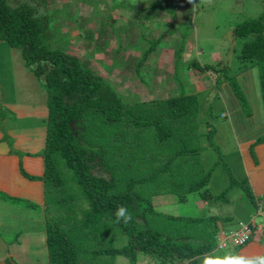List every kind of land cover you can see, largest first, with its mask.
Masks as SVG:
<instances>
[{"label":"rangeland","instance_id":"374dc122","mask_svg":"<svg viewBox=\"0 0 264 264\" xmlns=\"http://www.w3.org/2000/svg\"><path fill=\"white\" fill-rule=\"evenodd\" d=\"M169 1L184 2V6L181 4L171 13L165 10V4ZM25 2L35 6L37 13L48 16V40L51 46L77 56L84 65L102 75L116 87L121 99L132 111L140 106V110L145 111L150 107L148 103L152 99L162 101L181 91L173 77V53L174 47L181 40L180 35L184 33L186 39L182 61L177 70L178 80L186 92L196 94L201 110L199 117L210 119L212 133L209 139L214 143L213 149L208 146L209 142L207 145L205 138L199 144L203 147L200 152V168L207 171L215 165L204 188L217 195L228 187L230 179H235L240 185L245 182L253 194L245 170L253 162L256 149L264 148V140L252 141L249 146L245 139L264 135V81L261 85L256 67L245 71L242 69L244 61L242 63L238 56L241 40L234 36L233 28L245 20L264 14V0H8L11 7ZM156 3L163 4L162 9ZM173 25L174 35H163L156 50L146 58L139 72L134 71V74L131 71L134 70L133 64L129 66L131 63L128 62L132 60V63H137L135 59L140 57L148 42ZM116 49H120V52L115 53ZM193 57L201 59L204 64L211 65L220 61L221 66L226 65L228 76L233 79L228 81L231 88L225 89L228 87L226 84L219 87L215 85L212 72H194L193 75L187 67V62ZM232 90L239 92L237 100ZM229 98L238 103L237 112H232ZM46 105L47 93L42 87V81L24 65L20 50L0 42V127L10 121L16 128L26 125L31 132L25 138L23 149L20 146L16 151L12 148V141H6L11 151L17 152L18 156L25 152L43 154L44 141H40L42 135L37 134V131L41 130V120L46 117ZM153 108L158 113L159 107L155 105ZM209 110L210 117L207 116ZM204 125L202 123V131ZM128 135L125 133L122 141L133 143L134 139ZM261 156L264 159V149ZM123 158V164L116 169V172H120L117 174L122 176L124 173L127 179L136 177L138 173L134 169L133 172L131 169L126 170L132 168L134 157L129 159V163L125 162L126 157ZM143 158L145 155L139 159L141 167L144 166ZM56 165L62 183L56 186L43 185V204L37 203V206L30 207L28 205L35 201L26 197L17 202L12 200L8 204L0 202V213L7 215L0 222L3 242L10 243L19 230L41 229L43 224L40 218L47 216L49 220L58 223L60 230L75 246L77 264H130L121 256L93 254L97 249L125 245L127 236L120 231L111 233L107 227L82 230L79 222L83 216L82 208L86 206L83 192L59 157ZM263 166L264 162L258 163V167ZM198 177L194 176L195 179ZM22 180L28 181L26 178ZM154 187L156 193L153 194V202L156 210L163 214L213 218L207 224H202L204 228H200V235L203 239L200 241L197 238L195 242L210 243L214 248L201 256L196 264H203L205 258L222 261L224 264L233 261V254H237L239 248H229L232 243L226 241L227 229L235 227L239 220L248 219L244 209L253 212L248 194L247 197L233 183L228 189V200L225 203H207L199 198L198 192L188 191L184 193V201L180 202L173 192L168 193L167 188L159 185ZM204 188L199 190L202 192ZM254 199L256 203L257 197ZM225 218H229L230 222L225 224ZM261 221L257 216L256 222ZM196 226L199 227V224ZM185 229L190 230L184 224ZM81 232L83 235H79ZM223 239L222 247L219 245ZM156 261L153 257L139 255L136 264H156Z\"/></svg>","mask_w":264,"mask_h":264},{"label":"trees","instance_id":"16d2710c","mask_svg":"<svg viewBox=\"0 0 264 264\" xmlns=\"http://www.w3.org/2000/svg\"><path fill=\"white\" fill-rule=\"evenodd\" d=\"M179 4L178 1H169L165 4V10L172 13ZM44 14L37 13L36 7L29 2L11 7L8 0H0V42L20 50L24 65L42 81L47 93L42 154L44 172L38 179L43 180V185H61L62 179L56 170L59 157L83 192L86 206L82 208L79 227L82 230L107 227L111 233L120 231L127 236L125 245L97 249L94 255L121 256L130 264H136L139 255L153 257L157 260L156 264H196L201 256L214 248L210 243L195 242L197 238L200 241L203 239L200 235V228H204L202 224H207L213 218L163 214L156 210L153 202V194L156 193L154 186L167 188L168 193L173 192L180 202L184 201V193L188 191L198 192L199 198L207 203H225L228 189L234 183L242 193L249 195L248 199L253 205L256 203L245 182L240 185L235 179H230L232 184L229 183L217 195L204 188L215 165L207 171L200 168L203 147L199 144L205 138L207 145L209 142L208 146L213 149L214 143L209 139L212 133L210 119L199 117L201 110L196 94L186 92L178 80L177 70L186 39L184 33L180 35L181 40L173 53V77L181 91L162 101L152 99L145 111L140 110L141 106L132 111L123 102L116 87L102 75L84 65L77 56L51 46L48 40L49 19ZM173 27L148 42L140 57L135 59L137 63H132V60L128 62L131 63L129 66L133 64V73L139 72L163 35H174ZM263 32L264 14L233 28L234 36L241 40L238 56L242 63L244 61L242 69L245 71L256 67L261 85L264 81ZM119 52L120 49L115 50V53ZM220 63L204 64L201 59L193 57L187 62V67L193 75L194 72H212L215 85L226 84L228 87L225 89L231 88L228 81L233 79L228 76L226 65L221 66ZM233 94L237 100L239 92L235 90ZM155 105L159 107L158 113L153 108ZM210 115L209 110L207 116ZM202 123H205L203 131ZM123 132L129 134L134 142L122 141L125 136ZM142 155H145L143 167L139 165ZM123 157L127 158L125 162L128 163L134 157L132 168L126 170L133 172L134 169L138 173L136 177L127 179L124 173L122 176L117 174L120 172H116V169L123 164ZM21 172L28 179L37 178L22 169ZM195 175H199L198 179L194 178ZM202 188L201 192L199 189ZM36 204L30 203L28 206L35 207ZM117 205L129 210L132 219L127 224L116 221L114 209ZM228 219H224L225 224L230 222ZM184 224L190 230H184ZM198 224L199 227L196 226ZM43 228L48 264H77L75 246L60 230L58 223L45 216ZM79 235H83L82 232ZM242 246L245 245L238 247Z\"/></svg>","mask_w":264,"mask_h":264},{"label":"crops","instance_id":"0c3cea01","mask_svg":"<svg viewBox=\"0 0 264 264\" xmlns=\"http://www.w3.org/2000/svg\"><path fill=\"white\" fill-rule=\"evenodd\" d=\"M181 4L182 7L184 6V2H182L178 7H181ZM230 100V107L232 112H237L239 108L238 103L235 102V104L231 98ZM261 100L263 101V99ZM46 117L42 118L41 130L37 131V134L39 133L40 135H42L40 141L41 139H43L44 141V123ZM23 127L26 129V131ZM242 129H244V127ZM30 133L31 132L26 125H21L19 128H16L10 121L7 122L6 125L4 124L3 127L2 125L0 127V202L8 204L12 203V200H14V202H17L18 199L26 197V199L32 201L34 200L35 203L43 204L45 197L44 186L42 180L38 179V177H41L44 172L43 156L38 155L37 152L34 154L25 152L22 156H18L17 152L11 151L9 146L10 144L6 142L12 141V148L16 151L20 146H22L21 148L23 149V146L26 143L25 138L27 136H30ZM260 137L261 136L258 134V137H248L247 139H245V141H248V145L250 146L252 144V141L260 142L259 140L264 139V135H262L261 138ZM42 144L44 147V142H42ZM263 149L264 148L256 149L255 154H253V162L250 164V167H246L245 170L246 176L250 181L249 184H251L250 187L253 191V195L255 198L257 197L256 201H264V166L258 167V163L264 162V159L261 156ZM21 169L26 174L35 178L37 177V181H34L33 178V181H29L31 179H28L24 174H22ZM249 169L255 173L250 172ZM22 178H26L28 179V181L25 182L24 180H22ZM252 207L253 212H249L248 208L244 209L247 212L246 218L248 219L246 221L239 220L238 222H247L252 219L256 221V217L258 216L256 212L257 203L256 205L252 204ZM4 217L6 218L7 215L1 212L0 222L5 220ZM40 221L44 225V216L40 218ZM231 247L238 246H229V248ZM238 248L239 249L236 250L237 254H233V261H230L227 264H252V261H256L257 264H259V261L264 259V243L260 234L256 235L245 246ZM235 256L240 257V259L236 258ZM24 261L25 263L23 264H48L47 250L45 245V232L43 226L41 229L39 228L37 230L26 228L23 230H19L16 233L15 238L10 243H4L2 238L0 237V264H22V262Z\"/></svg>","mask_w":264,"mask_h":264},{"label":"built area","instance_id":"2783aa9c","mask_svg":"<svg viewBox=\"0 0 264 264\" xmlns=\"http://www.w3.org/2000/svg\"><path fill=\"white\" fill-rule=\"evenodd\" d=\"M257 205L258 207L256 212L258 217H260L262 220L260 224H257L254 219L247 222H239L235 229L230 230L226 235L228 242H231L233 245L236 246L245 245L256 235L260 234L264 243V201L258 200ZM260 230H262L261 233H258V231ZM223 245L224 239L220 242L219 246L223 247Z\"/></svg>","mask_w":264,"mask_h":264},{"label":"clouds","instance_id":"9594fccd","mask_svg":"<svg viewBox=\"0 0 264 264\" xmlns=\"http://www.w3.org/2000/svg\"><path fill=\"white\" fill-rule=\"evenodd\" d=\"M257 201H256V203H257ZM257 207H258V205H257ZM114 217H115L117 222H123L124 224H127L132 219V216H131L129 210L127 209V207H125L123 205H117L116 206V208L114 209ZM241 222H243V221H241ZM237 224H236V226H237ZM235 227H231V228L227 229V231L229 232L230 230L235 229ZM227 231L223 232V234L225 235V233ZM234 246H236V245H234ZM217 262H219V264H224V262H222V261H213V260H211L209 258H205L204 261H203V264H217ZM252 264H257V262L256 261H252ZM259 264H264V259L260 260Z\"/></svg>","mask_w":264,"mask_h":264}]
</instances>
